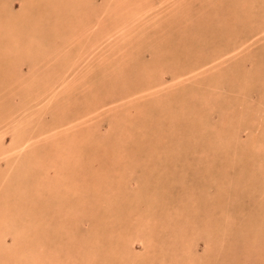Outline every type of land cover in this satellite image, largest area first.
<instances>
[{
    "label": "rangeland",
    "instance_id": "obj_1",
    "mask_svg": "<svg viewBox=\"0 0 264 264\" xmlns=\"http://www.w3.org/2000/svg\"><path fill=\"white\" fill-rule=\"evenodd\" d=\"M0 264H264V0H0Z\"/></svg>",
    "mask_w": 264,
    "mask_h": 264
}]
</instances>
